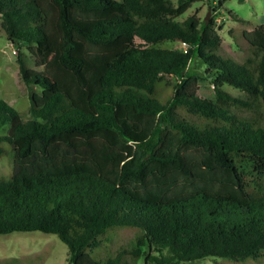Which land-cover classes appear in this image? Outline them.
I'll return each instance as SVG.
<instances>
[{
  "label": "trees",
  "instance_id": "1",
  "mask_svg": "<svg viewBox=\"0 0 264 264\" xmlns=\"http://www.w3.org/2000/svg\"><path fill=\"white\" fill-rule=\"evenodd\" d=\"M197 1L0 0L30 98L27 118L0 98V154L12 160L0 234L54 233L69 264L264 252V21L242 31L250 51L236 62L212 18L179 19ZM193 57L203 75L186 71ZM204 78L213 97L197 92ZM160 82L172 88L164 100ZM119 226L136 230L94 259L87 250ZM10 258L0 264H19Z\"/></svg>",
  "mask_w": 264,
  "mask_h": 264
},
{
  "label": "rangeland",
  "instance_id": "2",
  "mask_svg": "<svg viewBox=\"0 0 264 264\" xmlns=\"http://www.w3.org/2000/svg\"><path fill=\"white\" fill-rule=\"evenodd\" d=\"M173 1L176 2V0ZM215 4V2L210 0L194 2L179 19L185 18L196 10H198V15L200 16L201 25L212 18L215 22V27L221 26V29H218V33L222 37L224 56L240 62L250 51L247 42L242 36V31L245 29L249 30L255 24L264 21V0H224L219 8ZM211 6H214L215 10H212ZM207 11H209V16L205 19ZM155 45L182 49L179 41L163 40ZM15 46L6 39L0 26V98L16 108L22 117L27 118L29 117L28 107L30 104L29 89L19 78L16 61L17 48ZM17 47L23 53L28 54L23 42H20ZM27 64L35 70L30 57H27ZM203 69L204 65L197 57H193L189 61L186 71L203 75ZM198 87L197 92L200 96L213 97L212 84L208 78L199 80ZM157 88L159 97L162 100L172 90L171 86L164 82L158 83ZM223 88L233 94L241 93L239 89L228 84H224ZM245 115L252 117L250 112H246ZM3 147H8V144L3 143ZM11 164L12 160L9 152L4 151L0 154V174H10ZM114 229H116L114 234L117 238H114V242L111 240L103 241L102 245L100 244L92 250H87L94 259L110 255L113 247L117 246L118 236L124 238L136 230L133 227L121 226ZM67 250V245L54 233L31 230L0 234V258L11 257L10 259H13V261L16 258L19 264H69L66 259ZM136 264L147 263L140 257L136 260ZM182 264H264V252L257 258L246 257L241 260H235L228 257L208 256L192 263Z\"/></svg>",
  "mask_w": 264,
  "mask_h": 264
},
{
  "label": "built area",
  "instance_id": "3",
  "mask_svg": "<svg viewBox=\"0 0 264 264\" xmlns=\"http://www.w3.org/2000/svg\"><path fill=\"white\" fill-rule=\"evenodd\" d=\"M179 43H180V45H181V47H182V50H183V51H186V49H187V44H186V42H185V41H180Z\"/></svg>",
  "mask_w": 264,
  "mask_h": 264
},
{
  "label": "water",
  "instance_id": "4",
  "mask_svg": "<svg viewBox=\"0 0 264 264\" xmlns=\"http://www.w3.org/2000/svg\"><path fill=\"white\" fill-rule=\"evenodd\" d=\"M209 16V11H207L206 15H205V19H207Z\"/></svg>",
  "mask_w": 264,
  "mask_h": 264
}]
</instances>
